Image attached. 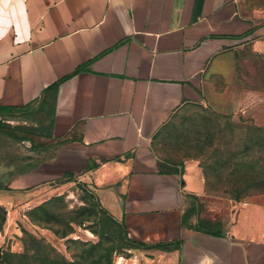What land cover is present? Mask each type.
<instances>
[{"label": "crops", "instance_id": "0c3cea01", "mask_svg": "<svg viewBox=\"0 0 264 264\" xmlns=\"http://www.w3.org/2000/svg\"><path fill=\"white\" fill-rule=\"evenodd\" d=\"M239 2L0 0V121L37 106L52 141H75L21 187L80 175L131 239L179 243L136 250L145 264H264V231L186 217L202 175L154 150L182 107L208 101L216 80L234 84L240 51L264 55V21ZM229 96L239 104V89Z\"/></svg>", "mask_w": 264, "mask_h": 264}, {"label": "rangeland", "instance_id": "374dc122", "mask_svg": "<svg viewBox=\"0 0 264 264\" xmlns=\"http://www.w3.org/2000/svg\"><path fill=\"white\" fill-rule=\"evenodd\" d=\"M239 5L242 14L264 21V0ZM214 85L208 101L186 105L172 117L154 150L183 172L201 173L205 194L190 196L189 216L215 223L212 229L235 219L242 234L249 228L263 232L264 55L240 51L234 84L216 80ZM231 89L240 90L235 107L229 103ZM49 129L41 108L0 121V206L7 214L0 249L39 255L45 264L55 259L59 264H145L80 175L67 172L53 182L21 187L20 178L37 165L55 160L61 150L73 151L74 139L52 141Z\"/></svg>", "mask_w": 264, "mask_h": 264}, {"label": "trees", "instance_id": "16d2710c", "mask_svg": "<svg viewBox=\"0 0 264 264\" xmlns=\"http://www.w3.org/2000/svg\"><path fill=\"white\" fill-rule=\"evenodd\" d=\"M35 108H39V107L34 106L27 111L33 110ZM27 111H25V112H27ZM50 127H51V125H50ZM47 136L49 138H51L50 129L47 133ZM38 167H39V165L36 166V168H38ZM97 202H98V200H97ZM98 205H99V207L103 213L108 214L112 220L117 222L105 209L102 208V206L100 205L99 202H98ZM0 212L3 214V218L1 219V222H0V229H1L4 225V223L6 222V215L7 214H6V211L3 209V207H1V206H0ZM188 216L189 215H187L186 217H188ZM117 224H119V226L125 230V234L129 237L128 230H127L126 226L123 223L117 222ZM205 226H209V225H207L203 222H199L197 229L201 230V228H203ZM128 243H129V245H128L129 249H133V250H160V251H164V252L170 251V249L173 245L177 246L179 244V243H157V244L148 245L145 243L137 242L131 238L128 239ZM0 264H45V260H42L39 255L29 256L27 254H14V253H9V252H6V251H3L0 249ZM53 264H59V261L55 259Z\"/></svg>", "mask_w": 264, "mask_h": 264}]
</instances>
